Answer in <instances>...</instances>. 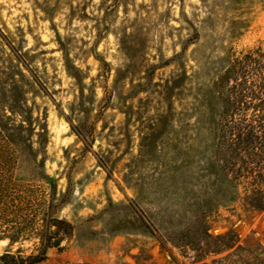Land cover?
Here are the masks:
<instances>
[{"label":"rangeland","instance_id":"obj_1","mask_svg":"<svg viewBox=\"0 0 264 264\" xmlns=\"http://www.w3.org/2000/svg\"><path fill=\"white\" fill-rule=\"evenodd\" d=\"M258 44L264 0H0V126L17 177L73 225L37 264H191L163 241L201 213L235 237L205 261L264 264V210L211 158L213 80Z\"/></svg>","mask_w":264,"mask_h":264},{"label":"trees","instance_id":"obj_2","mask_svg":"<svg viewBox=\"0 0 264 264\" xmlns=\"http://www.w3.org/2000/svg\"><path fill=\"white\" fill-rule=\"evenodd\" d=\"M213 90L219 109L212 161L234 191L230 199L262 211L264 45L258 44L232 55L213 80ZM14 145L12 137L0 126V241L7 239L13 244L35 237L38 245L26 257L19 251H4L0 254V264H37L46 258L51 240L60 233L70 235L73 225L55 215L58 205L54 203L53 194L43 191L38 196L37 185L17 177L19 157ZM208 230L201 213L163 242L179 248L191 264H209L205 259L232 247L235 237L232 232L212 236ZM234 251L249 253L240 246ZM146 261L140 262L139 255L136 256V264H152Z\"/></svg>","mask_w":264,"mask_h":264},{"label":"water","instance_id":"obj_3","mask_svg":"<svg viewBox=\"0 0 264 264\" xmlns=\"http://www.w3.org/2000/svg\"><path fill=\"white\" fill-rule=\"evenodd\" d=\"M58 242H59V241H58V240H56V241L54 242V244H55V245H57V244H58Z\"/></svg>","mask_w":264,"mask_h":264}]
</instances>
